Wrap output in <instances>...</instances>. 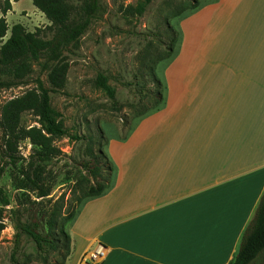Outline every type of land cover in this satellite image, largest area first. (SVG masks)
<instances>
[{"label": "crops", "instance_id": "crops-1", "mask_svg": "<svg viewBox=\"0 0 264 264\" xmlns=\"http://www.w3.org/2000/svg\"><path fill=\"white\" fill-rule=\"evenodd\" d=\"M185 38L174 108L112 142L117 174L76 217L69 264L97 242L101 264H233L264 195V0H217Z\"/></svg>", "mask_w": 264, "mask_h": 264}, {"label": "rangeland", "instance_id": "rangeland-1", "mask_svg": "<svg viewBox=\"0 0 264 264\" xmlns=\"http://www.w3.org/2000/svg\"><path fill=\"white\" fill-rule=\"evenodd\" d=\"M9 1L11 11L6 15L0 11V33L8 29L6 37L0 38V47L16 24L43 39L53 37L55 28L31 0ZM89 1L67 0L77 19L83 15ZM216 1L99 0L89 28L63 51L60 62L46 65L43 59L36 60L26 83L0 92V160L5 165L0 186L10 203L6 206L0 201V264H14L12 254L17 231L13 212L19 211L18 218L26 221L30 203L42 200L37 192L25 189V183L30 164L35 160L32 158L35 148L27 132L35 128L43 130L44 124L34 111L26 110L20 114L15 130L9 131L5 121L9 104L30 93H47L53 118L62 121L69 130L70 137L53 142L57 156L35 164L34 168L38 167V174H42L51 187L48 197L51 203L61 198L64 209L70 207L72 218L67 223V231L71 236L76 217L92 200L85 194L93 182L79 167L80 162L89 159L90 148L101 152L102 162L108 168L104 174L107 191L110 189L108 181L117 174L113 157L118 158V154L124 152L123 146L114 143L139 140L145 127L158 124L162 113L174 108L176 57L187 45L185 34L190 29L191 18ZM54 68L64 73L60 87H55L50 77ZM100 74L107 76L116 105L107 92L97 86ZM137 84L148 92L147 97H139ZM158 92L162 93L160 102L155 98ZM112 147L111 153L109 148ZM140 152L143 156V150ZM10 155L18 161L16 167L10 165ZM97 245L98 242L85 249L80 264ZM72 250L71 240L65 264H69ZM20 251L35 255L34 245L26 236L21 238ZM77 252L78 248L73 254ZM57 260L59 257L53 253L46 263L33 259L30 264H55Z\"/></svg>", "mask_w": 264, "mask_h": 264}, {"label": "trees", "instance_id": "trees-1", "mask_svg": "<svg viewBox=\"0 0 264 264\" xmlns=\"http://www.w3.org/2000/svg\"><path fill=\"white\" fill-rule=\"evenodd\" d=\"M55 28L56 32L49 40L41 38L37 33H31L21 24H16L10 31V37L0 47V92L4 89L20 86L27 82L32 73L33 62L43 59L44 64L60 62L63 51L71 44L76 43L89 28L94 13L99 8V0H90L84 9L83 15L77 19L72 14L67 0H31ZM9 0H0V11L6 15L11 11ZM8 29L0 33V38L6 37ZM51 80L55 87L63 84L64 73L62 69L54 68ZM97 86L105 90L113 105H116L114 90L108 85L107 76L100 74L97 77ZM140 88V86L137 84ZM140 98H145L148 92L141 87L138 91ZM156 101L162 100V93L155 95ZM34 111L44 124L43 130L31 129L27 137L34 146L35 160L30 164L29 173L26 174L25 189L37 192L40 202L32 201L28 209V218L22 221L18 218L19 211L13 212V222L16 228L15 247L12 254L14 264H30L33 259L43 263L48 261L51 254H56L59 260L55 264H65L70 254L71 236L67 231V223L71 220L70 207L64 209V201L60 198L51 203L48 197L51 194L50 186L38 174L35 164L49 161L57 156L58 150L53 145L56 139L70 137L69 130L62 121L52 116L49 96L30 93L9 104L5 111V121L10 127L16 128L17 121L22 112ZM12 128V129H11ZM89 159L80 162V168L85 171L90 184L85 194L86 198H97L104 195L108 184L105 179V168L101 152L89 149ZM10 165L17 166V160L10 155ZM0 160V182L5 165ZM48 200V203L45 201ZM0 201L9 206V199L0 186ZM50 202V203H49ZM46 204L47 206H43ZM26 236L34 245V257L20 251L21 238ZM264 195L256 210L255 216L246 232L242 236L238 253L233 264H264ZM263 259V260H262Z\"/></svg>", "mask_w": 264, "mask_h": 264}, {"label": "built area", "instance_id": "built-area-1", "mask_svg": "<svg viewBox=\"0 0 264 264\" xmlns=\"http://www.w3.org/2000/svg\"><path fill=\"white\" fill-rule=\"evenodd\" d=\"M106 255V247L102 244H98L96 249L90 253V255L85 256L83 259V264L88 261L90 264H101Z\"/></svg>", "mask_w": 264, "mask_h": 264}]
</instances>
